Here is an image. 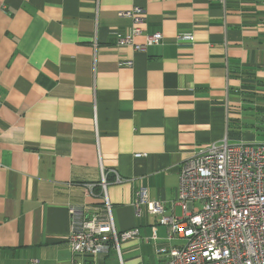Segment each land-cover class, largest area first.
<instances>
[{
    "label": "crops",
    "instance_id": "1",
    "mask_svg": "<svg viewBox=\"0 0 264 264\" xmlns=\"http://www.w3.org/2000/svg\"><path fill=\"white\" fill-rule=\"evenodd\" d=\"M134 7L135 42L159 45L117 46ZM262 126L261 0H0V264H166L158 250L183 241L138 199L182 217V162L224 139L264 143ZM101 169L115 231L139 235L73 257L69 209L107 216Z\"/></svg>",
    "mask_w": 264,
    "mask_h": 264
},
{
    "label": "built area",
    "instance_id": "2",
    "mask_svg": "<svg viewBox=\"0 0 264 264\" xmlns=\"http://www.w3.org/2000/svg\"><path fill=\"white\" fill-rule=\"evenodd\" d=\"M223 3L225 0H218ZM264 6V0H261ZM143 10L138 7L120 13L133 26L116 34L118 47L142 51L159 45L160 33L145 34L144 43L135 38L143 34ZM179 41H192V35H179ZM124 65L131 66L130 61ZM140 157L141 155H135ZM117 182L121 180L117 177ZM100 191L106 219L91 218L69 209L72 225L68 238L73 257L106 253L113 246L119 254V240L138 237L136 229L117 233L114 229L106 194L105 174L101 169ZM150 214L160 215L158 224L168 229V240L181 239L183 245L166 253V264H264V143L232 145L224 139L196 151L180 167L177 205L182 217L165 215L163 207L146 196L138 199ZM198 203V206H195ZM113 244V245H111ZM72 264H93L74 261Z\"/></svg>",
    "mask_w": 264,
    "mask_h": 264
},
{
    "label": "rangeland",
    "instance_id": "3",
    "mask_svg": "<svg viewBox=\"0 0 264 264\" xmlns=\"http://www.w3.org/2000/svg\"><path fill=\"white\" fill-rule=\"evenodd\" d=\"M262 127H264V126H262ZM195 206H198V203H195Z\"/></svg>",
    "mask_w": 264,
    "mask_h": 264
}]
</instances>
